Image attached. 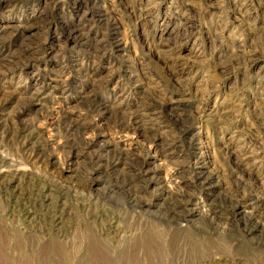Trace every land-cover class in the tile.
Here are the masks:
<instances>
[{
	"label": "rangeland",
	"instance_id": "rangeland-1",
	"mask_svg": "<svg viewBox=\"0 0 264 264\" xmlns=\"http://www.w3.org/2000/svg\"><path fill=\"white\" fill-rule=\"evenodd\" d=\"M0 158L7 230L31 193L76 256L152 264L154 232L196 244L166 264H264V0H0Z\"/></svg>",
	"mask_w": 264,
	"mask_h": 264
},
{
	"label": "bare ground",
	"instance_id": "bare-ground-1",
	"mask_svg": "<svg viewBox=\"0 0 264 264\" xmlns=\"http://www.w3.org/2000/svg\"><path fill=\"white\" fill-rule=\"evenodd\" d=\"M35 96H37V93L35 94ZM26 138L31 139V135ZM74 147V145H71V147H69V158L74 157ZM3 164L4 161L0 158V166H2ZM146 174H148L147 170L142 176L144 177V175ZM203 176L204 175L201 171L193 169V177L191 182L196 185H203L207 183L208 179L204 178ZM41 187V189H44V187L46 188L45 185H41ZM31 196V193L27 194V197L24 200L25 203L22 205V211H20L19 217L20 221L22 222L23 228H10L7 230V228H5L3 224H0V264H88V256L91 253L93 254V256L97 257L98 261H100L101 264H123L121 261L129 264L130 259L133 263L137 261V258H134L133 256H131L130 258H128L127 255H125L123 258L117 257L116 249H114L111 245L105 243L104 241L102 242L101 239H99L95 235H89L85 243H83V241L79 242V245L77 247V250L79 251L76 256L75 253L77 252H71L65 234L61 233L63 232V217L61 213L54 212L51 213L50 216H46L50 217V222L52 225V228L49 230H43L41 228H36L33 226V224L36 223V220L42 221V219L34 216L33 212H35V203H32ZM45 197L46 196H44L43 194L40 196V201L42 203H44L42 199L48 200ZM191 201V198H189L186 200L185 204L192 203ZM255 201L256 200L252 198L248 200V203L242 202L240 205H252V207L256 208L257 206L255 204ZM42 206L45 207V205ZM233 210L235 211V206L232 207V211ZM182 211H184V213ZM180 212L181 213L177 215V218L185 222L186 225H190V219L195 216L194 213L196 212V210L192 208L186 209L182 206ZM36 213L37 212H35V214ZM200 214L201 212H197L196 215ZM30 221L31 223L29 224L28 222ZM44 223L47 224L48 222L45 220ZM27 224H29V226H26ZM179 229L181 228L176 223V230ZM167 239L168 243L163 242V240H161L154 232L147 233L138 242L139 248L142 249V256L147 260L156 259V262L152 264H166L167 261L170 262L173 255H177L180 249L184 248L187 245H196L191 241L188 243L178 242L174 249L169 251L168 258L166 257L167 255H155L153 252L155 250H158L161 246L163 250L169 249L170 245H174V243H176L181 238H175L174 236L170 237L168 235ZM203 247L205 251H212L209 246L206 247L205 245ZM86 249L89 250L90 253L79 256L80 250H83V252L86 253Z\"/></svg>",
	"mask_w": 264,
	"mask_h": 264
}]
</instances>
